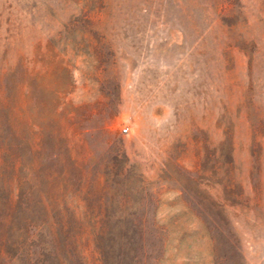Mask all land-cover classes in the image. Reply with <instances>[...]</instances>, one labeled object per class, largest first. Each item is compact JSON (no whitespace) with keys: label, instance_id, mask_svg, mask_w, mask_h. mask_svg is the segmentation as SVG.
<instances>
[{"label":"rangeland","instance_id":"obj_1","mask_svg":"<svg viewBox=\"0 0 264 264\" xmlns=\"http://www.w3.org/2000/svg\"><path fill=\"white\" fill-rule=\"evenodd\" d=\"M0 125L70 237L111 210L139 264H264V0H0Z\"/></svg>","mask_w":264,"mask_h":264},{"label":"trees","instance_id":"obj_2","mask_svg":"<svg viewBox=\"0 0 264 264\" xmlns=\"http://www.w3.org/2000/svg\"><path fill=\"white\" fill-rule=\"evenodd\" d=\"M29 138L0 125V264H88L84 239L85 247L91 242V258L97 255L100 264L128 260L139 264L133 248L139 225L111 210L83 213L84 219L89 218L87 228L83 217L73 212L70 237L68 210H49L52 176L41 173L42 166L36 165V149ZM38 206L42 210H34ZM125 221L127 228L113 232L111 224ZM118 242L123 252L114 253Z\"/></svg>","mask_w":264,"mask_h":264},{"label":"built area","instance_id":"obj_3","mask_svg":"<svg viewBox=\"0 0 264 264\" xmlns=\"http://www.w3.org/2000/svg\"><path fill=\"white\" fill-rule=\"evenodd\" d=\"M122 133H123V134H126V133H127V129H123V130H122Z\"/></svg>","mask_w":264,"mask_h":264}]
</instances>
